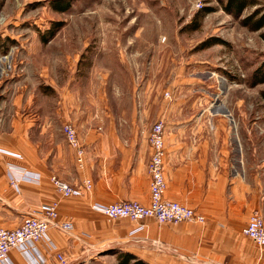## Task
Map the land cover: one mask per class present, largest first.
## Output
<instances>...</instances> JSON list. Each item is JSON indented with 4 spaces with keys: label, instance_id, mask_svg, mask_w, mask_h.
I'll return each mask as SVG.
<instances>
[{
    "label": "crops",
    "instance_id": "1",
    "mask_svg": "<svg viewBox=\"0 0 264 264\" xmlns=\"http://www.w3.org/2000/svg\"><path fill=\"white\" fill-rule=\"evenodd\" d=\"M10 44L0 42V54L7 57ZM3 59L0 56V150L19 157L0 152V227L17 229L41 207L58 203L59 221L72 223L74 229H50L48 240L33 246L32 258L15 249L0 264H58V254L74 262L102 247L117 246L130 253L135 248L148 264H264V248L243 234L254 211L264 218V159L260 162L261 152L253 145L247 165L243 141L218 106L214 110L211 103L173 102L156 114L165 127L164 198L195 210L205 223L112 220L94 206L150 204L148 105L133 103L124 115L108 106L106 118H79V105L65 100L76 92L62 88L44 68L37 78L16 52L8 65ZM66 84L72 86V79ZM70 107L85 151L82 169L63 133ZM37 175L38 183L29 181ZM53 177L82 195L62 197ZM86 180L92 183L90 191L84 188ZM142 224L145 229L131 237ZM135 240L140 243L132 244Z\"/></svg>",
    "mask_w": 264,
    "mask_h": 264
},
{
    "label": "rangeland",
    "instance_id": "2",
    "mask_svg": "<svg viewBox=\"0 0 264 264\" xmlns=\"http://www.w3.org/2000/svg\"><path fill=\"white\" fill-rule=\"evenodd\" d=\"M53 1L0 0V42L11 43L7 57L0 54L6 65L16 52L37 78L44 68L62 88L76 92L65 100L79 105V118H106L108 106L124 115L133 103H146L153 128L164 124L156 114L170 103H211L242 139L247 165L253 145L262 162L264 82L254 84L253 76L264 69V28L252 31L243 21L256 10L254 21L259 19L264 0L240 17L225 12L228 0H71L67 12L55 11ZM212 39L225 44L203 47ZM66 112L64 126L75 128V109ZM134 250L128 251L141 259ZM122 251L102 247L68 264H119Z\"/></svg>",
    "mask_w": 264,
    "mask_h": 264
},
{
    "label": "built area",
    "instance_id": "3",
    "mask_svg": "<svg viewBox=\"0 0 264 264\" xmlns=\"http://www.w3.org/2000/svg\"><path fill=\"white\" fill-rule=\"evenodd\" d=\"M199 6L200 4L197 5V7ZM169 96L170 94L167 93V97ZM164 128L162 122L157 123L153 126L149 135V145L152 150L148 165L151 178L150 204L143 205L134 201H121L107 206L95 205V210L112 220L128 219L141 223L151 219L159 224L205 223V217L195 210L164 198L167 188L164 175L166 157ZM63 132L69 145L76 152L78 167L82 169L84 167L85 151L76 129L72 125L66 124L63 127ZM0 152L19 157V155L5 150H0ZM29 181L38 183L40 175H37L35 180L29 179ZM51 181L62 197H78L83 193L80 189L73 188L56 177H53ZM84 188L90 191L92 189L91 181L86 180ZM50 229H56L64 233H70L74 229L72 223L59 221L58 203L41 207L39 214L27 217L17 229L9 230L0 227V263H5L8 260L10 251L15 249L19 250L24 256L32 258L33 246L36 243L48 240ZM144 229L145 225L142 224L131 231L130 236L134 237ZM243 234L250 238L260 249L264 248V218L259 211L252 213L246 227L243 229ZM57 262L58 264H68V259L62 254H58ZM33 263L39 264L34 260Z\"/></svg>",
    "mask_w": 264,
    "mask_h": 264
},
{
    "label": "trees",
    "instance_id": "4",
    "mask_svg": "<svg viewBox=\"0 0 264 264\" xmlns=\"http://www.w3.org/2000/svg\"><path fill=\"white\" fill-rule=\"evenodd\" d=\"M260 4L258 0H228L226 5H224V10L228 14H231L235 17H240L246 10L257 7ZM53 9L58 12H67L70 10L72 6L71 0H54L52 2ZM259 14V11L256 10L254 12V15L248 17L243 21V24L245 26H248L250 30L252 31H259L262 28H264V14L259 17V19L255 20V17ZM58 28L53 30L51 32V38L54 36ZM264 39V34L262 35ZM41 39L45 42H47V39L45 37L41 36ZM217 40V41H216ZM210 43L206 42L203 44V47L212 46L213 44H225L224 42L220 41L219 39H212L209 41ZM216 42V43H212ZM8 48H5V51L7 52ZM254 84L256 85L264 82V69L263 67H260L257 69L256 73L254 74ZM264 98V93H263ZM119 264H148L142 259H138L135 255H133L130 252L122 251L119 256Z\"/></svg>",
    "mask_w": 264,
    "mask_h": 264
}]
</instances>
